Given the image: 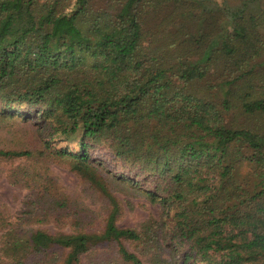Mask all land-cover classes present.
Wrapping results in <instances>:
<instances>
[{"label":"trees","instance_id":"trees-1","mask_svg":"<svg viewBox=\"0 0 264 264\" xmlns=\"http://www.w3.org/2000/svg\"><path fill=\"white\" fill-rule=\"evenodd\" d=\"M9 121L43 142L0 146L9 182L43 206L19 224L0 212L13 261L264 264V0H0ZM48 160L101 194L102 231L22 228L70 202ZM117 193L161 213L118 235Z\"/></svg>","mask_w":264,"mask_h":264},{"label":"rangeland","instance_id":"rangeland-1","mask_svg":"<svg viewBox=\"0 0 264 264\" xmlns=\"http://www.w3.org/2000/svg\"><path fill=\"white\" fill-rule=\"evenodd\" d=\"M41 137L38 127L34 126L32 122H0L1 147L16 149L30 145L33 146V149L42 150L43 142ZM94 156L96 159L104 160L109 168H114L109 161L108 153L97 152ZM16 166L17 164L12 165L4 161L0 163V212L6 218L8 224L18 223L19 219L28 215L29 212L36 211L41 213V208H43L42 205L37 203L36 205L33 203L29 205L28 199L31 198L34 201L35 197L26 189L14 186L9 182L8 175ZM45 166L49 167L53 176L58 180L61 191L69 197L70 202L67 206H59L52 202L50 206L44 207L45 212L42 213L48 215V219L41 223L24 221L22 228L24 230H41L51 234L71 233L78 228V222H83L87 231H102L109 206L103 200L104 198L101 194L90 187L88 183L79 179L68 164L54 163L48 160ZM117 196L122 200L124 210V214L118 223V235L127 229L134 228L138 223L145 220L150 212L154 213L156 217L161 213L157 206L149 205L142 198L132 197L131 199H126L124 195L118 193ZM125 201L131 202L130 207ZM5 239L6 235L0 233V264H19L13 261L10 254L6 251L3 243ZM125 244L128 245L130 242L126 241ZM58 258L59 261L62 260L61 257ZM49 259L43 260L41 264H53L52 261L49 262Z\"/></svg>","mask_w":264,"mask_h":264}]
</instances>
